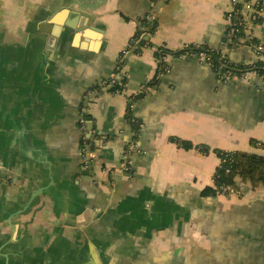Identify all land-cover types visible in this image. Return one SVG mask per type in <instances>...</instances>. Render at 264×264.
<instances>
[{"label": "crops", "instance_id": "1", "mask_svg": "<svg viewBox=\"0 0 264 264\" xmlns=\"http://www.w3.org/2000/svg\"><path fill=\"white\" fill-rule=\"evenodd\" d=\"M238 1L260 7L263 22L247 34L264 43V0ZM231 8L0 0V264H264V186L236 179L233 194L199 196L213 184L216 150L264 157V79L222 83L184 55L165 58L168 71L144 85L162 48L204 45L252 62L248 46L222 43ZM147 17L157 21L148 43L123 54ZM120 55L127 86L114 95L98 82ZM140 92L134 137L124 116ZM126 157L130 175L119 168Z\"/></svg>", "mask_w": 264, "mask_h": 264}, {"label": "trees", "instance_id": "2", "mask_svg": "<svg viewBox=\"0 0 264 264\" xmlns=\"http://www.w3.org/2000/svg\"><path fill=\"white\" fill-rule=\"evenodd\" d=\"M156 2L157 0H152ZM256 8H260L258 5ZM140 23V28L135 32L133 36L135 41L139 40L137 43L131 41L127 48V53L138 54L143 46L148 43L144 40L145 35L151 34L157 29V21L155 19H138ZM253 24H261L263 20L258 16L252 21ZM229 27L227 26L228 30ZM226 35V34H225ZM230 40L236 43L238 47L248 46L254 53L255 59L248 63H231L227 56L221 52V50L211 49L207 46L200 45H185L182 49L177 51H169L167 49H159L155 53V57L158 61V68L156 70L155 76L145 85V87H151L158 83L161 76H163L167 71L168 67L165 62V58H179L181 56L187 55L192 57H197L200 53H203L206 58V65L209 66L212 72L215 73L216 78L224 83L225 77L241 78L247 73H252L256 76L264 78V43L260 42L256 38L248 35L245 38V28L238 27L237 31L229 37ZM227 38L224 36L222 43L225 48L233 47L232 43L226 41ZM243 40V41H241ZM123 55H120V59L117 62V66L112 73H116L117 69H122L124 65ZM100 82L110 83L109 77L102 79ZM226 83V82H225ZM127 85V78L122 77L119 81H114L111 83L109 92L116 95L121 94L125 90ZM97 84L92 86L90 90L96 91ZM143 92L136 95H131L127 97V106L124 116L126 124L131 128L134 133V137H138L141 129V123L132 115L131 108L137 100L142 98ZM179 147L184 150H190L192 148L191 144L188 142H182L174 140ZM253 144V143H252ZM82 148H85V140L82 139L80 143ZM201 152H206V149L200 147ZM215 155L219 160V165L216 168L213 175V184L210 187L204 188L199 196L202 198H213L219 194H222V189L224 187H232L236 189L235 180L239 179L242 182H247L250 187L254 190L260 185L264 186V157L258 156L256 154L241 153V152H222L215 151ZM132 173V172H131ZM127 173V174H131Z\"/></svg>", "mask_w": 264, "mask_h": 264}, {"label": "built area", "instance_id": "3", "mask_svg": "<svg viewBox=\"0 0 264 264\" xmlns=\"http://www.w3.org/2000/svg\"><path fill=\"white\" fill-rule=\"evenodd\" d=\"M231 10L230 12H228L226 14V25L229 27L228 30H226V35L225 37L227 38V42L232 43L233 44V48H237L238 46L236 45L235 42H233L232 40H230L229 37H231L236 31L238 27H243V29L245 28V38L248 36L247 32H248V27L250 25V23L253 24V20L256 19V17L259 16L260 13V9L256 8V5L250 3V2H242L240 3L238 0H231ZM243 12H246V14H243ZM148 19H150V17H147ZM135 42V39L132 38L130 40ZM243 41V40H241ZM127 51H124L123 54H125ZM201 63H206V58L205 55L203 53H200L197 57H196ZM251 76H254V74L252 73H247L245 74L243 77L244 78H249ZM125 77L124 73L122 72V69H117L116 73H113L109 79H110V83H104V82H100V86L104 87V88H110L111 83H113L114 81H119L120 78ZM264 79V78H263ZM230 78L225 77L224 79V83L229 82ZM127 86V85H126ZM124 92V90L122 91V93ZM81 123L84 122V119L81 118ZM135 147V142L131 141V143L128 145L129 149H134ZM120 170L122 171V173H131L130 171V167L128 165L127 162V157L123 163V165L119 166ZM235 193V190L232 187H224L222 189V194H233Z\"/></svg>", "mask_w": 264, "mask_h": 264}, {"label": "rangeland", "instance_id": "4", "mask_svg": "<svg viewBox=\"0 0 264 264\" xmlns=\"http://www.w3.org/2000/svg\"><path fill=\"white\" fill-rule=\"evenodd\" d=\"M230 3H231V0H230ZM255 5V4H254ZM228 12H230V10L229 11H227L226 13H228ZM134 38V37H133ZM139 40H136L135 42L137 43ZM128 46V45H127ZM122 53H124V51L122 52Z\"/></svg>", "mask_w": 264, "mask_h": 264}, {"label": "water", "instance_id": "5", "mask_svg": "<svg viewBox=\"0 0 264 264\" xmlns=\"http://www.w3.org/2000/svg\"><path fill=\"white\" fill-rule=\"evenodd\" d=\"M82 119H84V118H82ZM88 120V119H87ZM91 126V125H90ZM90 130H91V128H90ZM37 194V193H36Z\"/></svg>", "mask_w": 264, "mask_h": 264}]
</instances>
